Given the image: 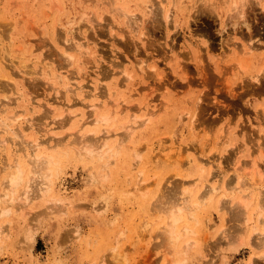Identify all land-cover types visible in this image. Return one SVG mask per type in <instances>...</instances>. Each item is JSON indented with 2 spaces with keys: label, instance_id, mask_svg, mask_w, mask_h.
Listing matches in <instances>:
<instances>
[{
  "label": "rangeland",
  "instance_id": "obj_1",
  "mask_svg": "<svg viewBox=\"0 0 264 264\" xmlns=\"http://www.w3.org/2000/svg\"><path fill=\"white\" fill-rule=\"evenodd\" d=\"M110 1L0 0V168L30 146L27 138L47 147L63 138L65 147L44 151L58 155L48 190L36 174L25 175L15 195L22 198L28 186L30 204L0 214V264H264V244H257L264 208L251 202L240 216L232 188L218 210V196L202 203L190 183L202 175L206 185L233 186L238 173L243 181L255 179L264 197V0H163L153 8L149 0ZM258 73V81L251 78ZM98 88L106 95L95 112L107 123L85 128L95 130L94 145L105 131L112 136L89 156L78 152L68 118L74 112L91 120ZM146 104L159 109L146 114ZM123 105L140 110L129 121ZM15 113L23 119L11 123ZM123 133L126 141L117 144ZM172 143L185 147L184 164L154 158ZM196 157L206 164L203 172ZM239 161L247 163L241 170ZM139 177L148 182L140 191ZM182 197L188 216L178 225L182 237L169 245L159 234L165 216L159 208Z\"/></svg>",
  "mask_w": 264,
  "mask_h": 264
},
{
  "label": "bare ground",
  "instance_id": "obj_2",
  "mask_svg": "<svg viewBox=\"0 0 264 264\" xmlns=\"http://www.w3.org/2000/svg\"><path fill=\"white\" fill-rule=\"evenodd\" d=\"M149 1L151 2L150 6L152 8L155 7L156 3H157V6H162V4H163V0H156L155 2H153L154 0H149ZM110 2L114 3V2H116V0H111ZM145 8H147V6ZM152 8H150L149 10L152 11ZM116 9H118V11H120V14L123 15V17H127L126 12H125V7L123 5H119V7H116ZM129 22L128 21L126 22L128 28H129V25H128ZM2 34L5 36V30H3V29L0 30V36L1 37H2ZM51 37H52V41L55 45L60 44L61 38L59 37V35L57 33H55L54 30L52 31ZM3 41L4 40L2 38H0V48L1 49L4 48V46H1L2 45L1 43ZM31 52H33V49H31ZM241 52L243 55H246L248 53V48H243L241 50ZM238 53L239 52H237V54ZM0 54H4V52L3 53L0 52ZM63 55H65L68 59L71 57L66 52H63ZM233 65L235 68L241 69V70L244 67L240 62H236ZM136 67H138L137 70H139L141 73L146 72L145 68L142 65H138V63H137ZM132 68H134V64L132 65ZM43 69L45 72H47V73L49 72V74L54 75L56 77V79H62L64 85L66 84L65 76H62V74L57 73L56 70H54V68L49 69V68L43 67ZM122 71H124L125 80H128L130 75L127 74L124 69ZM259 76H260V73L251 76V78L254 79L255 81H258ZM65 87L67 89H69L68 86H65ZM98 90H99V92H97V93L94 92L92 94V96L94 98H93L92 102L90 103V107H94V108H92L94 111V114L92 116L93 118L92 119L90 118L91 120H87V118H85V119L84 118L83 119L78 118L77 119L76 117L78 116V114L74 113V112H70L69 118H68V120L70 122L71 121L73 122L74 127H75L74 134H76V137L74 138V140L76 142L75 144L78 145L77 146L78 152L79 153H85L89 156H93V154L95 152H97V150H99L100 148L107 147L108 146L107 140L110 139V137L112 136L111 134H109L108 131H105L104 140L99 142L97 145H94L92 142H94L95 140L91 137V135H93V133H95V130L90 131L88 129L86 130V128H85L87 124L90 125L91 123L92 124H94V123L97 124L98 122L104 123V124L107 123V120L105 117H103V116H101V114L95 112L96 108H98L99 103L102 100L100 98H103L106 95V91H104V90L102 91L99 88H98ZM106 90L109 91L108 89H106ZM143 107H144V111L146 114H153L154 112H156L159 109L158 104L157 105L146 104ZM122 108L127 113H129L128 114L129 115V121L132 120L131 118H134L133 117L134 115H131V114L134 112V110L136 108H134V106H128V105H123ZM136 110H140V108H137ZM22 119H23V116L20 117V115H18L17 113L12 114L9 117V120L11 123H18ZM88 119H89V117H88ZM69 121H67V122H69ZM0 122H3V120L0 119ZM131 123H130V125L126 124L127 125V126H125L126 130H128V131L131 130ZM142 123H143V121H142ZM5 125H7V124H5ZM15 136L18 137L17 135H15ZM102 136H104V135H102ZM27 140H28V143H30V146H26L27 148L26 149L24 148L23 152L19 153L16 157H9L6 167L0 168V174H2V173L6 174V176L2 178L3 181H0L1 182L0 183V205H2L1 202L5 203L4 206L0 207V214L2 213V214L7 215L13 209L18 211L22 208L24 209L25 207H27L30 204L32 199L28 195L27 183H26L27 189L23 190L22 194H20V196L22 195V198L18 199L15 195L20 190V186L21 185L24 186L25 175L28 176L29 174H32V176H33L36 174L38 178H41L42 183L40 182V184H42L43 189L45 190V191H43V193L46 192V190H48L49 185H50V180H49L50 173H51L50 172V166L51 165L57 166L56 160H57L58 155H56L55 153H52V152L50 154H48V153H45L44 151H47L46 148L50 147V148L55 149L54 151L61 152L65 148L64 146L61 147L62 144L64 143L63 138H58L56 140V142L49 147H47L48 145H45L46 143L42 142L37 137L27 138ZM125 141H126V136L123 133V134L119 135L116 143L121 144L122 142H125ZM161 149L163 150V148H161ZM161 149L154 155V158H156V159L164 158L166 160H168L169 158H175V159L178 158L180 165L184 164L182 161V156H183V153L186 152L185 147L175 145L174 143H172V147H171L170 152L165 154V156H163L161 154V151H162ZM34 151H38L39 153L37 152L38 154L35 155V154H33ZM58 152H57V154H59ZM51 154H53V155H51ZM194 161H195L197 168L201 172H203V167L206 164H204V162L199 157L194 158ZM246 164H247L246 161H244V162L239 161V162H237L236 169L241 170L244 166H246ZM254 169H255L254 178L257 175L259 180H260V178L263 177L262 168H259L256 165L254 167ZM138 174H140V173H138ZM30 178H31V176H30ZM30 178L28 180L27 179L26 180L30 181ZM137 180H139V181L136 182V184H137L136 188L139 191L143 187L148 185V182H146V180L144 178L139 177ZM245 180L243 181L242 176L237 173V182L233 186H232L231 182L229 183L226 181H225L226 183H222L221 185H219V184L218 185L217 184L206 185L208 179L203 178L202 175H197L193 180H191L190 183H193V186H195V187L198 186L197 194H196L197 197L196 196L195 197H196V199L200 200L202 203H205L207 200L211 199L213 196H218V198L216 200V205H217L218 210H224L226 208L224 196L226 194V191L234 188L235 190L232 189L235 192L233 200L235 201L236 204H238V206L240 208H242V209H239L241 212L238 214L240 215L242 213L244 215V213H246V211L248 210V206L251 202H255L257 208H264V197H262V194H261L259 189H258V191H255V187H254L255 182H256L255 179H254V181L246 180L247 181L246 183H248L247 185L245 183ZM170 182L171 181L167 180L164 184L170 183ZM30 183L32 184V182H30ZM163 185H162V187H163ZM26 186H25V188H26ZM163 195H166V191L165 190L162 191V194H161V190H160V197H162ZM170 199H169V202L171 201ZM167 200H168V198H167ZM171 203H173V204L170 205ZM161 204H163V205L161 208H159V211L161 213L163 212L165 214V216H164V218H162V221H161L162 231L159 234H162L161 236L165 237V239L167 240L169 245H173L175 242H177V240H179L182 237L180 232L178 231V225L183 222V216L185 215L184 212L188 216V199L184 198V197L178 198V199H173L169 204H167V202L166 201L164 202V200H163ZM181 206H186V207L181 208ZM189 210H191V209H189ZM242 214L240 216H242ZM0 216H3V215H0ZM225 224L226 223H224L223 221L220 224V228H221L220 231L221 232H225V228H224ZM208 226L211 227L212 225L208 224L207 228H208ZM246 230H247V226L241 227L239 229V231H241V232L246 231ZM255 231H256V228H253L252 233H254ZM260 231H261L260 234L262 235V237L257 242V244L263 245L264 244V227ZM185 232H186V234H190L193 232V229L185 228ZM1 234H2V230L0 228V235ZM183 245L184 246H182V247H183L184 251L186 252V251H188V248H190L191 243L188 240H186V241H184Z\"/></svg>",
  "mask_w": 264,
  "mask_h": 264
}]
</instances>
